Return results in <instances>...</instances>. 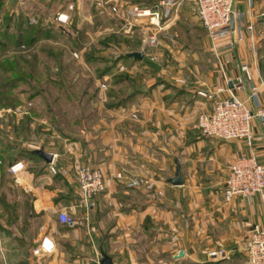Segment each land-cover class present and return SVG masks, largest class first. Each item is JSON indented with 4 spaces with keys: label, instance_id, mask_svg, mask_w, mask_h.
<instances>
[{
    "label": "crops",
    "instance_id": "0c3cea01",
    "mask_svg": "<svg viewBox=\"0 0 264 264\" xmlns=\"http://www.w3.org/2000/svg\"><path fill=\"white\" fill-rule=\"evenodd\" d=\"M51 1L41 0L40 6H36L39 12H31V15L41 18V13H46L45 8L53 7ZM55 1L58 3L56 12L44 14L43 22L64 28L67 35L63 36L72 44L85 31L83 39L87 40L81 42L82 38L79 39L81 45H84L79 47V51L86 49L91 35L90 26H96L94 33L100 36L103 30L97 28L99 24L102 27L103 22H95L94 16L90 17V22H81L75 18L74 11L81 9L82 0ZM98 1H93L94 8L109 12ZM105 2L124 4L128 1ZM69 4H73V7H68ZM237 6L246 10L248 1L239 0ZM195 11H198L196 5L192 6L186 0L169 29L173 38L162 36L161 44L169 48L178 46L174 51L177 60L194 61L195 68H188L198 78L183 76L181 68L173 72L172 75L176 77L171 75L169 78L158 71V67H155L156 72L151 70L146 59L123 57L120 61H124L121 64L126 68L122 71H125L123 73L128 75L129 80L121 84L128 83L130 87L127 92L135 94L125 105L104 106L105 116L98 118L91 127L82 129V135L92 141L89 147L78 151L77 147L82 148V143L77 141L73 146L76 151H50L57 153L56 173L50 171L48 162L39 154H30L26 159L19 158L26 167L12 174L17 183L31 195L29 201L32 210L27 223L36 230L33 235L26 231V240L14 233V242L9 247L0 245L4 258L0 264H101L103 254L110 255L113 264H162L163 251L173 250L174 254L179 249H184L192 261L203 263L210 258L207 257L209 250L219 246L235 252L236 258L240 253L246 257L242 248L243 239L246 238V244L254 223L264 224L263 205L258 194L237 195L227 202L224 189L230 165L239 153L249 154L254 151L264 163V117L253 119L255 140L252 146L245 139H223L201 132L199 116L202 112L210 111L213 105L211 100L199 95L197 89L223 86L228 81L217 62L209 64L208 39L205 47L198 49L193 47L188 31L186 38L178 37V29L183 25L190 31L189 25H202ZM262 11L264 0H253L252 19L258 30L264 26V16L260 15ZM58 12L69 14L70 21H57ZM113 16L117 24L114 25L113 19L105 27L112 28V31L104 35L113 39L108 46L118 45L120 41L115 36H119V28L126 30L125 26H129L126 17ZM134 27L141 30V27ZM243 33L245 38L230 49L232 56L226 63L228 77L234 78L241 73V63L249 62L253 65L257 81L260 69L257 70L250 50L251 39L245 29ZM102 39H98V45H103ZM120 40L128 42L129 39ZM225 42L226 39L219 42L223 50H226L223 46ZM132 50L143 49H125L118 55ZM165 51V47L161 48L160 54ZM231 81L229 85L233 87ZM234 90L240 96H245L243 91ZM261 97L264 107V91ZM253 108L257 110V106L253 105ZM133 112L137 113L136 117L132 115ZM86 159L105 172L107 183L106 189L94 195L89 206L80 203L77 179L78 163ZM177 161L184 178V183L179 185L169 181L176 174ZM121 170L131 174H147L150 182L142 186L130 185L126 179L115 176ZM159 190L163 193H158ZM181 206H185L188 223L179 232V237L177 211ZM64 207L77 219L75 226L70 227L60 221L58 214ZM10 234L8 227H0V235ZM45 235L55 242V249L49 253L36 254L34 248ZM179 243L182 246L177 247ZM231 259L222 261L229 263Z\"/></svg>",
    "mask_w": 264,
    "mask_h": 264
},
{
    "label": "rangeland",
    "instance_id": "374dc122",
    "mask_svg": "<svg viewBox=\"0 0 264 264\" xmlns=\"http://www.w3.org/2000/svg\"><path fill=\"white\" fill-rule=\"evenodd\" d=\"M93 1L94 0H82L81 9H76L74 11V16L76 15L75 18L81 22H90L91 16H94L93 19L95 22L96 20L103 22V26L101 27L99 24V27L97 28H101V30H103L100 36H97L94 33L93 29L96 26H90L91 35L88 40L93 44L88 42L86 49H81L82 51H79L80 46L77 47L70 43L62 35L61 38L57 40L49 39L40 42L49 43L47 46H41V44H38L33 48L21 47L20 49L15 46H10L6 51L0 52V61L4 59L15 61L20 58L19 61L24 66L22 68L25 69L26 66L29 65L26 64L25 60L27 59L34 66L35 79L31 80L36 84V88H33L28 83L22 82L14 89V92L17 94L16 97H13L10 93H8L2 96L4 100L0 102V132L6 137L4 140L0 141V146L4 147L9 143L11 146L15 145V148L11 147V151H13V153H18V157L20 158L26 159L30 155V153L27 152L30 148L44 147L47 151H76V147L74 148L73 146L77 141L82 143V148L80 146L77 147L78 151H83L86 147H89V143L92 141L82 135V129L91 127V124L97 121L98 118L100 119L105 116L104 106H106L108 101L115 99L114 95V97H112V95L109 94L110 91H114L115 93L122 95L125 94L130 87L128 83H115L113 80L114 74L121 73L122 70L120 69V65L121 62L124 61L119 60L117 65L109 72L110 74L106 75L107 77L105 75L100 76L98 74L99 72L97 68H105L112 62L113 57L115 58V56H117L122 50L145 47L147 52V58L145 59L147 60L151 70L156 72L158 69V71L163 72L167 77L171 78L173 76V72L181 68L183 69L181 72L183 76H187L191 79L198 78L194 75L193 71L188 68L189 66L195 68L194 64L196 63L194 61H190L189 59L187 61L177 60V57L174 55V51L176 52L177 48H179L178 46L174 45L169 48L168 46L161 44V42L157 46L144 45L142 40L144 31L137 27H130L129 32L125 30L124 27V29L119 28V36H115V39L118 38V41H120L118 45H98V39L100 37L101 39L104 38V35L112 31V28H105L107 24L113 19L114 25L117 24L116 22L118 21L115 20L116 18L113 15L124 16L123 10L127 7L128 3H153L155 0H127L128 2H125L124 4H118L119 11L116 12L96 10L94 8ZM102 1L105 2V0ZM187 1L191 3L192 6L196 5L195 0ZM40 3L41 0H5V4L0 11V26H4V21L8 14L21 12L23 14H27L29 11L33 13L39 12V9H37L36 6H40ZM51 5H53V7L45 8V15H50V13L52 14L56 12L58 3L55 0H52ZM69 5L68 7H70ZM106 5L109 8L112 4L107 3ZM44 14L41 13V18L37 15L36 21H32V17L34 16L31 15V22H37L38 20L43 22ZM196 14L199 16L198 11ZM127 15L128 14L124 17H126V19L130 18ZM119 26L120 24H118L117 27ZM185 26L183 25L178 29V37L182 36L186 38L188 31V37H192L191 42L193 41V47L198 49L202 46L205 47V42L208 39L210 46L208 50L210 54V60H208L209 64L212 65L215 64V62L219 64L218 55L213 48L212 41L205 32L206 30L204 26L196 24L194 27H191L189 25L191 31L186 30ZM170 27L171 25L168 30ZM246 33V35H248L251 39L250 50L254 55L257 70H261L258 71L264 78V26H260L259 30L255 28L254 38L247 30ZM121 38H127L129 40L128 42L127 40L121 41ZM82 40L85 41L87 38ZM224 45L225 44H223V46ZM94 46H98L97 50L100 55L111 58L112 60H98L95 62L88 61L84 53L87 50L93 49ZM189 46H191V44ZM43 47L45 49H43ZM164 47L166 49L165 53L160 54V49H163ZM181 50L184 49L182 48ZM75 51H79L78 54H75ZM230 52V50L228 51L226 49L223 50L220 55L221 57H224V55L227 53L230 54ZM152 53H157L158 58L156 60L150 59V54ZM179 63H183L184 65L180 66ZM155 67L158 68L156 69ZM123 72L125 71H122V73ZM112 73L114 74L111 75ZM153 74L155 73L153 72ZM11 75V72L7 73L0 68V81L7 76L10 77ZM103 83L106 85L104 86ZM11 99L13 100V104H7L6 102ZM67 143L69 145H66ZM11 161L12 160L10 158L4 161L5 169L3 171L0 168V198L2 199V201L0 200V225L6 228L8 227V230L11 231L10 235L12 236L10 238V235H0L2 236L0 245L5 244L8 247L14 242V233H17V237H22L23 240H26L24 233L28 232L29 235H33L36 230L35 227L30 226V224L27 223L26 219V213L29 209L28 202L31 195L21 184L17 183L15 175L8 170L9 165L12 163ZM82 164L95 165L86 159L85 161H80L78 163V169ZM0 165H2L1 160ZM179 199L182 200L181 198ZM15 203H17L16 213H18L19 217L17 222H12L11 206ZM181 207L182 208H178L177 211V229L179 237L181 236L179 232L184 230L188 223L186 220L188 215L185 206ZM245 241L246 238L243 239L242 248L245 246ZM180 246L182 245L179 243L177 247ZM179 251L174 253L175 256L179 253ZM173 252V250L172 252L163 251L162 264H248L246 257L243 256V253H240V255L237 256V259L234 256L235 252L232 253V251L230 256L225 258H233L229 260V263H224L222 261L223 259H214L210 257V255H208L209 252L207 254V257H210L209 260L203 263L192 261L186 253L183 256H176L177 258H175ZM2 255L3 254L0 252V263L4 259ZM7 257V259H9L8 253Z\"/></svg>",
    "mask_w": 264,
    "mask_h": 264
},
{
    "label": "built area",
    "instance_id": "2783aa9c",
    "mask_svg": "<svg viewBox=\"0 0 264 264\" xmlns=\"http://www.w3.org/2000/svg\"><path fill=\"white\" fill-rule=\"evenodd\" d=\"M185 0H158L154 3L147 4L143 2L128 3L123 10L124 16L128 14V25L130 27H141L143 32V44L157 46L161 41V37L168 39L173 38L168 30L173 23L181 5ZM239 0H195L198 14L202 25L207 31L209 39L213 43V48L219 58V68L226 77L228 83L215 88H198L197 93L212 101V109L202 112L199 116V127L205 135L223 138V139H245L252 146L255 140L252 122L257 116L264 117V107L262 106V92L264 91V78L259 73L258 80H255V74L252 63L242 62L240 65L241 73L234 78L228 77L226 63L231 59L230 54L221 57L222 39H226L224 47L229 51L237 43L245 38L243 30L254 38L255 23L252 19L253 0L248 1V9L244 10L237 6ZM98 4L103 8H108L107 3L99 0ZM73 7V4L69 5ZM110 8V9H109ZM109 11H119L118 4H112ZM127 12V13H126ZM264 16V11L260 13ZM57 21L68 23L70 15L64 12L56 14ZM234 19V25L232 20ZM37 18L32 17V21ZM145 53V47L142 48ZM79 51H75L78 54ZM158 58L157 53L150 54L151 60ZM124 64L120 65V69L124 70ZM230 78V79H229ZM180 80V79H179ZM232 80L233 87L229 85ZM105 86L106 84L103 83ZM238 91H243L245 96L242 97ZM257 106V110L253 108ZM137 116L136 112L132 113ZM51 162H48L50 171L57 172L55 156ZM26 167L23 160L13 161L8 170L16 174ZM116 176L126 179L130 185L148 184L150 177L142 172L127 173L119 171ZM78 184L81 194L80 203L89 206L92 198L97 193L104 191L107 187L105 172L96 165L82 164L78 169ZM158 193H162L161 190ZM258 194L260 196L264 209V163L261 162L256 153H239L230 165V172L224 189V197L227 202L234 199L235 196H252ZM60 221L67 226H75L77 219L73 216L67 207L59 211ZM55 242L47 235L43 236L39 245L34 248V252L49 253L54 251ZM243 251L246 255L248 264H264V224L256 222L250 230V236L246 242ZM231 250L227 247L219 246L209 250L210 257L214 259H225L230 256Z\"/></svg>",
    "mask_w": 264,
    "mask_h": 264
},
{
    "label": "trees",
    "instance_id": "16d2710c",
    "mask_svg": "<svg viewBox=\"0 0 264 264\" xmlns=\"http://www.w3.org/2000/svg\"><path fill=\"white\" fill-rule=\"evenodd\" d=\"M156 2V0H155ZM154 3V2H153ZM5 4V0H0V11L2 10V7ZM151 4V3H147ZM4 26H0V52L1 51H6L8 47L10 46H15L16 48L20 49L21 47L24 48H33L36 47L38 44H41V46H47L49 43H40L43 40H49V39H60L62 35H67L65 32V29L62 27L55 26L52 23H44L41 20H38L37 22H31V12H27V14L21 13H11L8 14L7 17L5 18L4 21ZM83 31V35L81 34L80 36H77L75 38V42L73 43L75 46L79 47L82 46L81 42L79 39L85 38ZM113 40L112 37H104L101 40V43L103 46L109 45V41ZM43 49H45L43 47ZM86 59L88 61H98V60H112L111 58L105 57L103 55H100L98 53L97 47L94 46L93 49L87 50L84 53ZM128 56H133V55H128L127 52H123L117 57L113 58L112 62L107 65L105 68H97L98 69V74L100 76H103L107 73H109L119 62V60L123 57H128ZM135 58H140L137 56H133ZM146 58V54L144 55L143 59ZM20 58L17 60H2L0 61V68L4 71L11 72V76H7L6 78H3L0 81V102L4 100L2 98L3 95L10 93L13 97H16L17 94L14 92V89L17 88L22 82L28 83L30 86L33 88H36V84L32 82L31 79H35V73H34V66L29 60H25L26 64H29L26 66L25 69L22 65V63L19 61ZM113 80L115 83H121L125 80H129V77L125 73H116L113 76ZM112 97L115 96V99L110 100L107 102L108 107H116V106H121L127 104L134 96L135 93H129L126 92L125 94H118L115 93L114 91L109 92ZM114 95V96H113ZM2 98V99H1ZM10 99V97L8 96ZM7 104H13V100H9L6 102ZM6 137L1 134L0 132V141L4 140ZM11 147L15 148V145H12L9 143L7 146H0V160L2 165H0L1 170L3 171L5 169V164L4 161L10 158L13 162L20 157L18 153H13L11 151ZM37 148H30L27 152L30 154H39L36 151ZM21 152V151H19ZM40 155V154H39ZM2 201V199L0 198ZM29 204V209L26 213V219L30 216L32 207L30 205V201L28 202ZM12 207L11 211V221L12 222H17L18 220V213H16L17 210V203H15ZM0 227H2L0 225Z\"/></svg>",
    "mask_w": 264,
    "mask_h": 264
},
{
    "label": "water",
    "instance_id": "95a60500",
    "mask_svg": "<svg viewBox=\"0 0 264 264\" xmlns=\"http://www.w3.org/2000/svg\"><path fill=\"white\" fill-rule=\"evenodd\" d=\"M232 24L234 25V19L232 20ZM128 55H133L137 57L143 58L145 55L144 50H132L127 53ZM232 84V81L230 82ZM36 151L47 161L51 162L54 158V153L47 151L44 147L37 148ZM170 182H172L175 185L183 184L184 183V178L182 176L181 168H180V163L177 161V171L174 176H172L169 179ZM185 254L184 249H180L179 253L176 254V256H183ZM101 264H113V259L110 255L108 254H103L101 260Z\"/></svg>",
    "mask_w": 264,
    "mask_h": 264
}]
</instances>
